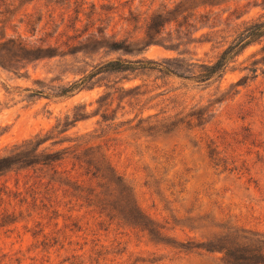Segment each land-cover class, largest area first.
<instances>
[{
    "label": "rangeland",
    "instance_id": "rangeland-1",
    "mask_svg": "<svg viewBox=\"0 0 264 264\" xmlns=\"http://www.w3.org/2000/svg\"><path fill=\"white\" fill-rule=\"evenodd\" d=\"M181 1L0 0V264H264V0Z\"/></svg>",
    "mask_w": 264,
    "mask_h": 264
},
{
    "label": "trees",
    "instance_id": "trees-1",
    "mask_svg": "<svg viewBox=\"0 0 264 264\" xmlns=\"http://www.w3.org/2000/svg\"><path fill=\"white\" fill-rule=\"evenodd\" d=\"M188 1L190 0H182L176 6L178 7L179 5H181L182 7V5L187 4ZM172 11L175 10L167 11L166 14H171ZM175 12L177 13L178 11ZM161 17L162 15L159 14L155 18L153 19L151 18L150 20L151 22H149L151 23V26L154 25V23L156 24L155 21L160 20ZM170 22L177 23L176 20H173V21H169L167 24H170ZM263 37H264V21L252 23L238 36V38L234 41L233 44H231L226 50H224V52L220 55V57L217 59V61L214 64L210 66H206L202 71V73H200L199 75L193 78H195L197 82H205L211 79V77L215 75L223 74L227 70L228 65L232 61H234L237 56L241 55V53H243L250 45L262 39ZM113 48L114 50L121 49L118 44H115ZM139 65H140L139 61L123 62L116 60V61L108 62L106 65H104L101 68V70L105 72H126L136 69L135 67ZM83 84L84 81H82L81 83H75L70 87V91L80 89L83 86ZM54 159L60 161L59 158L55 157ZM4 161H5L4 159H1L0 164H2ZM95 200H97V202H100L101 201L100 196L99 195L95 196Z\"/></svg>",
    "mask_w": 264,
    "mask_h": 264
}]
</instances>
